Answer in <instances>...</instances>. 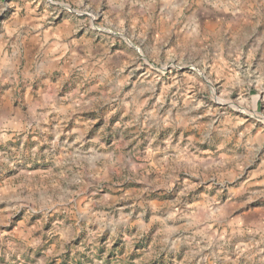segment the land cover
Segmentation results:
<instances>
[{
    "label": "rangeland",
    "instance_id": "rangeland-1",
    "mask_svg": "<svg viewBox=\"0 0 264 264\" xmlns=\"http://www.w3.org/2000/svg\"><path fill=\"white\" fill-rule=\"evenodd\" d=\"M0 264H264V0H0Z\"/></svg>",
    "mask_w": 264,
    "mask_h": 264
}]
</instances>
